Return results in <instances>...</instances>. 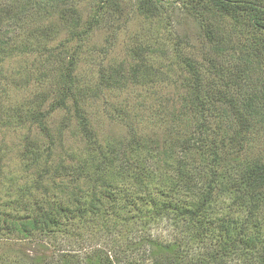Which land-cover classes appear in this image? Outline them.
<instances>
[{
	"label": "trees",
	"instance_id": "16d2710c",
	"mask_svg": "<svg viewBox=\"0 0 264 264\" xmlns=\"http://www.w3.org/2000/svg\"><path fill=\"white\" fill-rule=\"evenodd\" d=\"M121 1L133 2L138 17L161 29L167 7L178 5L196 25L197 46L158 30L172 53L163 69L144 58L164 48L139 43L120 63L99 60L94 87L82 86L78 48L105 25L109 37L121 29ZM82 2L91 12L84 21ZM11 21L25 22L12 51L59 66L51 91L57 102L45 111L30 108L25 119L45 135V142L26 135L17 158L31 177L0 187V264L16 263L12 235L27 242L65 236L79 244L75 225L87 224L115 238L83 256L60 252L59 264H264V0L0 2V26ZM61 32L67 36L57 40ZM90 48V55L97 50ZM162 82L168 95L152 90L156 99L137 100L133 110L126 98L113 108L119 136L104 139L92 125L84 100L103 89ZM61 109L72 110L70 117L50 126L48 116ZM147 115L155 125L149 132L140 124ZM69 123L81 150H65ZM162 221L165 236H151ZM136 229L146 235L135 238ZM39 254L31 257L45 264Z\"/></svg>",
	"mask_w": 264,
	"mask_h": 264
},
{
	"label": "rangeland",
	"instance_id": "374dc122",
	"mask_svg": "<svg viewBox=\"0 0 264 264\" xmlns=\"http://www.w3.org/2000/svg\"><path fill=\"white\" fill-rule=\"evenodd\" d=\"M0 2L6 3L7 0H0ZM132 4L133 2L130 1H121L122 18L118 23V26L121 27L119 31L114 33L111 30L114 34L109 37L105 25L104 29H96L92 32L88 39L78 48L79 57L83 61H79L80 64L75 70V77L82 86L86 83L87 87H94L99 60H103L106 65L120 63L125 58H128L129 48L139 43L150 42L152 48L160 47V50L164 48V53L154 52L151 55H146L147 57L145 56L146 58H144L145 62L149 65L154 66L156 69H163L162 67L172 58V53L165 49L167 45V43H164L166 33L158 35L156 33L158 30L167 33L171 32L182 38L188 37L194 42V48H196V25L180 11L178 5L172 4L167 7L168 19L161 21L162 23L159 24V26L162 25L163 29H161L158 27V23L152 21L147 23L145 19L138 17L133 11L134 7ZM79 10L84 17L83 21L88 18L87 14H91V12H88L89 6H86L84 2L79 4ZM12 22H6L0 26V187L2 190L6 182L16 181L17 184L28 183V179L31 177H28V174L22 170V165L18 160L19 155H21L20 150L23 142L26 140V135L28 137L42 135V141L45 142V135L39 132L35 126L30 128L28 122L25 120L28 110L40 106V110L45 111L51 109L52 102H57V97L51 91H53L52 87L56 80V74L53 70L59 66V63L54 59L42 63L40 59L36 61L35 54L27 55L26 53L12 51L15 49L12 43H15V37L22 34L25 25L24 21ZM26 23L28 24L29 22ZM18 25L20 26L18 27ZM66 36L65 32H61L57 40H62ZM90 47L97 48L91 55L89 54L91 52ZM10 51L13 53H9ZM4 53L9 55H4ZM43 65L46 67L44 68V74L47 76L42 73ZM42 76L45 77L43 80H41ZM152 90L153 92L156 90V92H160L162 95H168L169 93V89L165 86V83L151 87L133 86L122 90V92L118 90L113 91L112 89L101 90V94H98L99 96L84 100L92 116V125L97 128V132L104 139L109 138V140H112V136H119V132L122 133L123 129L116 122V116H118L117 110L113 108L124 103L126 98L133 110L137 100L148 99L151 101L154 98L156 99L155 95L150 94ZM68 107L70 109V104H68ZM69 109H61L51 113L47 119L49 125L57 128V123L61 120L60 117L65 116V114L67 116L70 115L69 112L72 110L70 111ZM134 112L137 113L135 110ZM70 120H73L76 124L73 118H70ZM141 121L140 124L146 125L148 132L152 128H155V125L150 122L148 115ZM74 127L73 124L69 123V129H66L62 135V139L65 141V150L67 148L81 150V138L71 136ZM143 131L147 132L144 129ZM37 139H40V136ZM59 152L58 147L55 148L53 154L57 156ZM107 224H111V222ZM75 229L79 231L81 234L80 239L83 241H78L79 244H76L65 236L44 238L37 235L32 242H27L21 241L20 238L12 235L9 243L15 249V255L17 256L15 258L16 263L14 264H36L32 257L38 253L44 254L43 256L46 257L45 264H59L58 256L60 252H71L72 254L83 256L92 248H104L102 244L103 240L110 243L111 239L115 238L110 233L108 236L104 230H99L93 224L85 226L75 225ZM135 231L133 232L135 238L141 236L143 238L146 235L140 229H136ZM165 233V223L163 221L159 225L153 226L150 230L151 236H161L163 238ZM117 234L120 235L121 232ZM89 236L92 240H89ZM3 243L4 239L1 238L0 249ZM119 243H125V239H120ZM122 257L124 260L128 259L126 255ZM135 258L136 255H131V259Z\"/></svg>",
	"mask_w": 264,
	"mask_h": 264
}]
</instances>
